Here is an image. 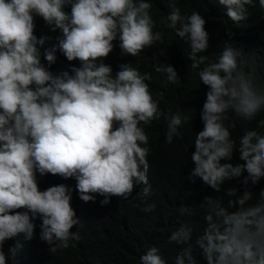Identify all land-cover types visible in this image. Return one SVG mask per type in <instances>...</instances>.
Returning a JSON list of instances; mask_svg holds the SVG:
<instances>
[{"label": "clouds", "instance_id": "clouds-1", "mask_svg": "<svg viewBox=\"0 0 264 264\" xmlns=\"http://www.w3.org/2000/svg\"><path fill=\"white\" fill-rule=\"evenodd\" d=\"M178 3L168 0L160 24L188 46L190 66L207 89L187 178H199L219 193L225 182L246 173L242 193L224 189L226 203L220 196L203 198L205 226L196 244L206 264H264V188L257 195L248 187L264 178V131L257 130L264 129V119L256 121L264 112V83L245 50L232 42H224L218 54H206L205 18L195 9L182 14ZM216 3L225 10L217 14L227 27L251 28L264 19V0ZM35 17L43 24L41 34H35ZM156 23L152 0H0V264L8 262L6 241L34 239L37 217L39 239L50 253L80 239L72 231L81 222L71 206L73 189L49 183L41 191L37 173L74 179L85 203L97 196L102 205L112 197L127 200L140 185L144 196L151 194L145 129L163 115L146 82L151 74L123 63L113 75L103 61L116 40L121 55L132 57L163 44ZM153 68L166 85L180 81L170 64ZM166 120L165 143L172 144L191 117L169 110ZM237 121L244 124L238 140ZM253 121L256 128H248ZM234 151L242 163L230 162ZM192 233L184 224L170 233V241L184 246L174 264H198ZM9 253L14 256L13 249ZM139 264L166 261L153 245Z\"/></svg>", "mask_w": 264, "mask_h": 264}, {"label": "trees", "instance_id": "trees-1", "mask_svg": "<svg viewBox=\"0 0 264 264\" xmlns=\"http://www.w3.org/2000/svg\"><path fill=\"white\" fill-rule=\"evenodd\" d=\"M178 6L182 14H190L195 9L205 18V29L209 33L210 44L206 54H218L224 42H232L234 46L245 50L248 58L253 61L261 82L264 83V19L251 28L239 25L227 27L217 14L224 13L225 10L216 0H179ZM168 11V0H152V16L157 22L154 31L164 33L163 44H155L146 48L139 56L132 57L121 55L119 41L116 40L113 41V51L103 61L111 66L113 75L123 63L132 64L142 75L151 74L152 79L146 82L149 83L153 98L159 101V108L163 113L159 120L145 129L150 137V167L147 176L151 194L144 196L145 186L140 185L127 200L112 197L108 204L102 205L103 197L97 196L94 202L85 203L78 197L74 179L65 180L51 174L41 177L37 173L41 191L50 187L49 183L51 186L65 184L73 189L71 206L81 222L72 231L78 232L80 239L70 241V247L67 249L50 253L49 245L39 239L41 220L37 217L34 220L37 227L33 240L25 241L20 237L4 243V251L9 254L7 264H139L140 255L153 245L160 249L166 264H174L176 254L181 252L184 246L170 241L169 236L181 224L193 229L189 242L192 245V255L198 264H206L202 249L196 244L205 226L203 216L206 208L200 206L203 198L220 196L226 203L228 198L224 189L232 186L238 189V194L242 193L241 181L246 173L239 179L225 182L219 193L204 185L199 178H195L194 182L187 178L194 167L191 154L195 150V134L203 127L199 113L207 89L199 81L198 70L190 66L188 46L176 37L173 31L160 24V20ZM35 24V34H41L43 24L37 17ZM44 31L47 36L52 35L48 28ZM157 63L174 66L180 81L176 85H166L163 74L154 71L153 65ZM169 110L172 114L179 112L191 117V120L180 128L182 138H174L172 144L165 143L166 116ZM260 119H264V112L257 116L256 121ZM256 121L247 127L256 128ZM243 128V122L237 121L233 137L238 140ZM238 155V152L234 151L230 162L242 163ZM248 187L258 195L259 190L264 188V178L255 186L249 182ZM150 204H154L155 208L145 212L144 209ZM182 207L186 209L184 214H181ZM9 249L14 250V256L9 253Z\"/></svg>", "mask_w": 264, "mask_h": 264}]
</instances>
